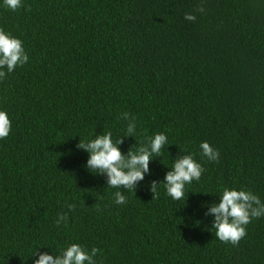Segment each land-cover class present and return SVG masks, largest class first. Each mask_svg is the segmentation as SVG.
Segmentation results:
<instances>
[{
  "label": "trees",
  "instance_id": "16d2710c",
  "mask_svg": "<svg viewBox=\"0 0 264 264\" xmlns=\"http://www.w3.org/2000/svg\"><path fill=\"white\" fill-rule=\"evenodd\" d=\"M21 2L12 11L0 0V29L29 57L0 79L11 121L0 139V264H33L73 243L98 248L96 264H264V216L232 246L205 215L225 188L264 203V0ZM122 113L135 118L132 137ZM109 131L114 143L124 137L122 154L168 138L135 194L108 187L76 147ZM178 155L200 163L201 178L181 200L163 183L151 199ZM59 213L68 218L58 226Z\"/></svg>",
  "mask_w": 264,
  "mask_h": 264
},
{
  "label": "clouds",
  "instance_id": "9594fccd",
  "mask_svg": "<svg viewBox=\"0 0 264 264\" xmlns=\"http://www.w3.org/2000/svg\"><path fill=\"white\" fill-rule=\"evenodd\" d=\"M4 5L16 11L22 6L21 0H3ZM30 10V9H29ZM197 11L203 12V7H198ZM184 19L194 22L196 17L186 13ZM22 41L12 37L3 29H0V79L6 77L7 73L13 72L17 66H22L28 62ZM6 69V71H4ZM121 118L128 120L126 136L132 137L136 131L135 118L130 117L129 113H122ZM11 131V121L4 111H0V139L8 137ZM124 137L115 141L112 140V133L106 132L95 136L94 139L76 145L88 153L85 167L90 172L106 175V184L111 188H122L135 194L139 181L144 180V174L149 172V162L161 155V150L168 143V138L164 133H157L149 137L146 144L135 151L122 154L118 145L122 144ZM202 155L208 161L218 162L220 153L207 142L200 144ZM205 169L200 163L196 162L191 155L177 156L174 160L172 170L166 172L163 182L152 181L150 191L151 199L159 198L157 191L158 185L163 183L166 194L173 200H181L185 196V185L191 184L194 180L201 178ZM114 202L116 204L126 203V197L122 192L117 191ZM69 211L75 209L74 204H68ZM97 210L99 206L97 205ZM211 214L214 217L212 228L215 229V236L222 243L237 246L247 235L246 225L253 218L264 216V203L251 191L223 189L219 197V203L209 206L205 215ZM67 213H59L56 221L57 225L67 222ZM100 250L93 247L90 252L86 251L81 245L73 243L62 250L59 255H49L39 253L38 259L33 264H96L94 257ZM37 254V251L33 255Z\"/></svg>",
  "mask_w": 264,
  "mask_h": 264
}]
</instances>
